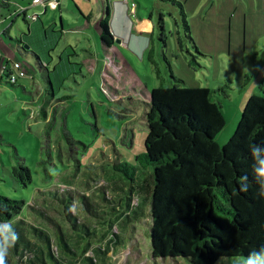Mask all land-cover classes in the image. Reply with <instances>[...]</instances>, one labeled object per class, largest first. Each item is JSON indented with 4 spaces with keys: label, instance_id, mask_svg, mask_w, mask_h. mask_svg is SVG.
<instances>
[{
    "label": "rangeland",
    "instance_id": "1",
    "mask_svg": "<svg viewBox=\"0 0 264 264\" xmlns=\"http://www.w3.org/2000/svg\"><path fill=\"white\" fill-rule=\"evenodd\" d=\"M75 1L69 0L67 8L64 2L58 10L44 11L35 0H14L19 5L10 7L0 0V20L4 21L0 33L5 28L6 36L11 39H0V50L12 62H19L27 74L14 86L8 84L7 77L0 78V195L25 201L22 217L36 225L39 219L30 205L44 206L39 191L67 186L104 205L103 196L95 195V185H104V181L113 178L127 190L126 194L130 193L132 181L125 172L116 170V165L138 167L139 178L144 180L151 175L153 168L139 161L145 153L148 134L143 102L145 93L158 87L159 81L155 66L143 58L142 52L150 47L154 32L156 60L163 76L168 77L162 53L159 57L158 51L159 13L165 15L168 32L165 56L167 52L171 57L168 49L171 45L174 55L187 58V64L194 59L192 67L188 64L195 73L194 79L201 87L216 92L212 99L221 105L226 120L216 140L220 147L235 133L250 97L264 92V36L259 35L257 27L252 28L250 0H200L201 5L209 4L212 8L204 11L202 17L189 14L185 3L179 0L199 50L186 40L181 53L175 39L174 19L178 20L182 35L184 32L178 7L158 0H133L140 5L138 10H143L146 20L153 12L154 30L146 26L140 37L134 32L130 38L131 30L125 21L116 17L110 21L111 31L114 29L125 40H116V55L109 58L101 49V12L95 7L94 15L88 20L89 7L77 0L80 8H86L82 13ZM18 9H27L25 17L15 16ZM34 16L38 18L34 20ZM132 22L138 23V17L130 13L129 23ZM251 41H254L252 49ZM34 51L41 55L51 72L53 98L46 93L47 72L32 56ZM17 159L31 171L32 181L27 187L17 184L11 176L13 167L18 165ZM111 193L125 194L113 190ZM148 196L149 201L143 205L146 217L135 222L136 231L130 228L128 234L124 233L129 240L105 264H189L183 259L153 258L151 195ZM80 206L83 210L78 215L87 218L90 214L82 201ZM243 261L244 258L221 259L216 264H243Z\"/></svg>",
    "mask_w": 264,
    "mask_h": 264
},
{
    "label": "trees",
    "instance_id": "2",
    "mask_svg": "<svg viewBox=\"0 0 264 264\" xmlns=\"http://www.w3.org/2000/svg\"><path fill=\"white\" fill-rule=\"evenodd\" d=\"M158 1L178 7L184 32L182 35L174 19L177 51L183 52L189 40L199 52L183 3ZM111 15L107 6L100 22L101 48L107 58L112 57L115 45ZM156 27L160 32L158 51L168 77L163 76L155 46H151L145 58L155 66L159 85L144 95L148 134L145 153L139 160L153 168L151 175L144 180L139 178L138 167L116 165V170L125 172L132 181L130 193L126 194L127 190L113 178L103 180L104 185H95L94 191L96 197L103 196L104 205L67 186L39 191L44 206L30 205L39 219L37 225L22 217L25 201L0 195V251L7 248V264H105L129 240L124 233L128 234L130 228L136 231L135 224L146 217L143 205L149 201L148 195L154 259L216 264L221 259L246 258L264 246V196L250 153L252 144L264 145V92L250 97L235 133L220 147L216 140L226 120L221 105L212 99L216 92L189 87L175 76L165 56L168 32L163 12ZM6 33L5 38L11 40ZM32 56L47 72L46 93L53 98L51 72L36 51ZM3 59L0 55V72L2 67L7 72L1 79L8 78L17 63ZM194 61L188 63L190 67ZM17 160L11 176L27 187L32 181L31 171ZM112 190L125 194L115 196ZM81 201L90 214L84 219L78 215L83 210ZM85 238H89L87 244H83Z\"/></svg>",
    "mask_w": 264,
    "mask_h": 264
},
{
    "label": "crops",
    "instance_id": "3",
    "mask_svg": "<svg viewBox=\"0 0 264 264\" xmlns=\"http://www.w3.org/2000/svg\"><path fill=\"white\" fill-rule=\"evenodd\" d=\"M3 1H4L5 7H10L13 4L19 5V3H15L14 0L13 1L12 0H3ZM68 1L69 0H66V1L65 0H59L60 5H59L58 9L63 7L64 2H66L65 6L67 8L69 5ZM82 1L89 7L88 10H86V8H80V6L76 3L77 0L75 1V5L79 9V11L82 13H85V10L87 11V13H88L87 19L88 20L91 19L92 16L94 15L95 7H97L98 11L101 12V15H102L101 20H102L104 18V13L106 11L107 6H109L111 8V12H112L111 22H113V20L118 16L120 18H122L125 21V25L128 28V30L129 29L131 30L130 35H129L130 38L133 36L134 32L138 33L137 36L140 37L141 36L140 31L144 30V28H146V26H150L151 31L154 30L153 23L151 22V21H153V17H154L153 12L150 13L149 18L146 20L144 14L142 12L143 10L142 9L138 10V7L140 5L135 3L133 0H82ZM181 1H183L185 3L187 10H188V13L193 15V16L202 17V16H204V14H203L204 11H208V10L212 9L211 6H209V4L201 5L200 0H181ZM250 2H251L250 10H251V13L253 15V22L251 23V24H253L252 28L255 29L257 27V29L259 31V35H261V37H262V36H264V0H250ZM20 6H22V5H20ZM22 8H24V7H22ZM25 10L27 11V9H25ZM21 11H22L21 9L20 10L18 9L15 16L18 17L20 15H23L25 17L24 14L18 15V13ZM130 13L137 15L138 23H135V22L129 23ZM3 23H4V21H2V23H1V20H0V24H3ZM229 28H230V25H229ZM32 29L33 28H31V32H32ZM244 30L247 31V29L245 27H244ZM5 31H6L5 28L1 31L0 39L5 37V36H3V35H5ZM147 32H148V30H147ZM112 33L114 34L115 43H116L117 39H119V40L122 39L120 41L124 42L125 38H121L120 34L116 33L114 31V29H113ZM100 35H101V31H100ZM153 35H154V32L151 35L150 47L155 46L154 41H153ZM6 40L8 41V39H6ZM48 44L51 45V43H48ZM253 44H254V41L253 42L251 41L250 42L251 49L253 48ZM150 47L147 50H145L144 52H142L144 59H145L146 54H147L148 50L150 49ZM2 48H4V46ZM168 49L171 53V57H169L167 52H166V57L168 56L167 59L169 61V64H170L174 74L178 78L183 79L185 81V83L186 84L188 83L187 85L192 87V88L201 87V84L199 82H196V80L194 79L195 73L190 69L187 62L185 61L187 58H183L182 56H179V55L175 56L173 47L171 45L168 47ZM51 50H52V48H51ZM111 52H112V56L116 55L115 45L111 49ZM229 53H231V52H229ZM0 55L3 56L5 61H11L12 60L11 57H8L1 50H0ZM40 57H41V55H40ZM159 57H160V52H159ZM41 59H42V61L44 60L43 58H41ZM174 60H177V62H174ZM44 65H45V63H44ZM127 65H130V64L127 63ZM176 65L179 67H177ZM189 80L191 81V83L189 82ZM193 82H195V83L192 84ZM145 94H149V92H147Z\"/></svg>",
    "mask_w": 264,
    "mask_h": 264
},
{
    "label": "clouds",
    "instance_id": "4",
    "mask_svg": "<svg viewBox=\"0 0 264 264\" xmlns=\"http://www.w3.org/2000/svg\"><path fill=\"white\" fill-rule=\"evenodd\" d=\"M261 149H264V145L254 143L250 146V153L253 158V170L261 183L260 194L264 196V164L261 163L264 156H261ZM13 236L15 239H18V236L14 232ZM11 246L8 245L7 247ZM0 264H7V248L4 251H0ZM243 264H264V246L249 253V256L244 258Z\"/></svg>",
    "mask_w": 264,
    "mask_h": 264
},
{
    "label": "built area",
    "instance_id": "5",
    "mask_svg": "<svg viewBox=\"0 0 264 264\" xmlns=\"http://www.w3.org/2000/svg\"><path fill=\"white\" fill-rule=\"evenodd\" d=\"M35 4L38 6H43L44 11L48 8L52 10H58V7L60 5L59 0H35ZM25 11H26L25 9L22 10L21 12L18 13V15L25 14ZM36 18H38V16L33 17L34 20ZM13 69H14L13 72L10 73V76H8V80L11 84H15L17 83L19 78H23L27 76L25 70L23 69L22 65L19 62L14 64ZM5 72H7L6 68L2 67L0 72L1 75H4Z\"/></svg>",
    "mask_w": 264,
    "mask_h": 264
},
{
    "label": "water",
    "instance_id": "6",
    "mask_svg": "<svg viewBox=\"0 0 264 264\" xmlns=\"http://www.w3.org/2000/svg\"><path fill=\"white\" fill-rule=\"evenodd\" d=\"M117 41L119 42L120 40H119V39H117Z\"/></svg>",
    "mask_w": 264,
    "mask_h": 264
}]
</instances>
